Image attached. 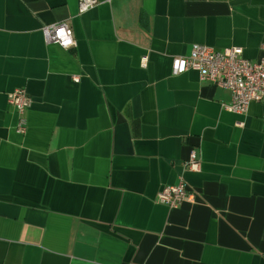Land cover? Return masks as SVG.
Listing matches in <instances>:
<instances>
[{
	"label": "crops",
	"instance_id": "obj_1",
	"mask_svg": "<svg viewBox=\"0 0 264 264\" xmlns=\"http://www.w3.org/2000/svg\"><path fill=\"white\" fill-rule=\"evenodd\" d=\"M194 43L259 60L264 0H0V264H264V104L173 74ZM180 178L195 201L159 202Z\"/></svg>",
	"mask_w": 264,
	"mask_h": 264
},
{
	"label": "built area",
	"instance_id": "obj_2",
	"mask_svg": "<svg viewBox=\"0 0 264 264\" xmlns=\"http://www.w3.org/2000/svg\"><path fill=\"white\" fill-rule=\"evenodd\" d=\"M99 2L100 0H78V10L85 12ZM42 32L46 42L57 43L63 48L75 44L73 30L65 22L43 26ZM146 60L147 57L144 56L143 65ZM189 69L197 70L202 80L229 89L232 98L226 108L231 111L245 113L252 102L264 104V56L253 61L243 56V48L240 46L217 49L210 45L194 43L189 54L173 57L171 64L173 74H180ZM73 78L75 81L79 80V76ZM7 98L20 115L18 129L24 132V114L31 103L30 95L24 87H19L10 91ZM185 166L191 170H199L200 160L195 150L191 152ZM195 199V193L189 190L183 178L177 183L162 186L157 192V200L170 207H177L184 201L193 202Z\"/></svg>",
	"mask_w": 264,
	"mask_h": 264
}]
</instances>
